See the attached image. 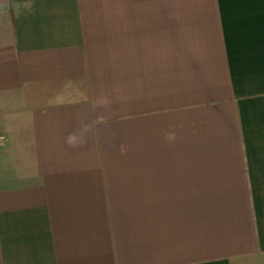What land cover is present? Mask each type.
Returning <instances> with one entry per match:
<instances>
[{"label":"crops","instance_id":"1","mask_svg":"<svg viewBox=\"0 0 264 264\" xmlns=\"http://www.w3.org/2000/svg\"><path fill=\"white\" fill-rule=\"evenodd\" d=\"M0 135V264H264V0H0Z\"/></svg>","mask_w":264,"mask_h":264},{"label":"built area","instance_id":"2","mask_svg":"<svg viewBox=\"0 0 264 264\" xmlns=\"http://www.w3.org/2000/svg\"><path fill=\"white\" fill-rule=\"evenodd\" d=\"M4 143H5V136L4 135H0V149L2 148Z\"/></svg>","mask_w":264,"mask_h":264},{"label":"clouds","instance_id":"3","mask_svg":"<svg viewBox=\"0 0 264 264\" xmlns=\"http://www.w3.org/2000/svg\"><path fill=\"white\" fill-rule=\"evenodd\" d=\"M76 141H75V137H70L69 140H68V143L69 144H74Z\"/></svg>","mask_w":264,"mask_h":264}]
</instances>
